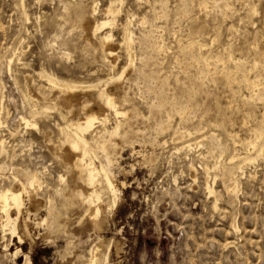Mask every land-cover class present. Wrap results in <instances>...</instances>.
Instances as JSON below:
<instances>
[{
  "label": "rangeland",
  "instance_id": "1",
  "mask_svg": "<svg viewBox=\"0 0 264 264\" xmlns=\"http://www.w3.org/2000/svg\"><path fill=\"white\" fill-rule=\"evenodd\" d=\"M66 1L0 0V111L2 108L3 113L0 140L5 141L4 153L0 149V166L3 167L0 188L11 185L14 176L26 178L38 171L42 184L37 198L47 203L45 206L36 204L37 210L28 214L29 236L24 243H19L4 230V217L0 212V264H23V254H28L32 264H72L74 261V264H86L94 247L99 249V261L106 258L108 264H264V138L256 146L248 143L254 139L264 112V58L261 55V49H264V0ZM77 3L84 6L90 24L101 19L100 16L104 18V11L111 8L116 21L112 25V45L119 42L121 27L126 25L135 39L136 57L128 74L131 75L125 80L126 90H121L120 107L133 110L126 118L118 119L122 121L118 133L122 136L117 135L115 141L108 139V132L116 121L108 108H103V114L109 119L107 130L95 125L92 135H96L87 136L98 158L95 164L98 165L96 161L103 164L111 161L108 169L118 189L117 204L113 206L112 198L103 195L99 202V217L88 223L79 222L86 208L81 206L76 195L77 183L71 168L50 154L49 144L45 141V135L52 131L47 138L52 140L51 143L55 142L52 146L60 145L64 133L57 128H64L71 117L63 108L50 105L61 100V93L52 97L53 91L36 76L45 71L65 81L96 83L119 71L126 62V54L123 48L116 50L115 69L110 71V62L104 58L97 37L92 31L85 32L72 16L67 15V10ZM95 3L98 13L92 15ZM108 30L106 28L103 33ZM248 80L255 81L256 88H249ZM37 84L39 88L35 89ZM39 90L43 97L38 98L40 101L29 97V91L36 93ZM82 98L100 104L89 91L82 94ZM74 112L73 118L85 114L78 107ZM22 116L37 120L42 135L24 127L20 121ZM153 121H157L156 125ZM186 129L189 136H186ZM242 139L248 143L247 147ZM105 141H109V148L102 150L100 145ZM189 143L193 145L191 149L186 148ZM114 145L119 146L115 148ZM231 156L237 159L231 160ZM247 157L248 164L242 161ZM191 165L193 170H190ZM58 175L66 178L65 184ZM207 184L211 185L214 194L208 193ZM227 192L229 194H225ZM28 206L26 198L25 207ZM26 216L23 212V217ZM44 218L47 223L41 224L40 219ZM17 248H21V253L14 257Z\"/></svg>",
  "mask_w": 264,
  "mask_h": 264
},
{
  "label": "bare ground",
  "instance_id": "2",
  "mask_svg": "<svg viewBox=\"0 0 264 264\" xmlns=\"http://www.w3.org/2000/svg\"><path fill=\"white\" fill-rule=\"evenodd\" d=\"M20 1V0H19ZM64 1V0H63ZM66 1V0H65ZM79 1V0H78ZM111 1V0H110ZM113 1V0H112ZM117 1V0H116ZM115 1V2H116ZM121 1V0H120ZM123 1V0H122ZM121 1V2H122ZM193 1H195V0H193ZM201 1V0H200ZM199 1V2H200ZM213 1V0H212ZM229 1V0H228ZM235 1V0H234ZM60 2V1H59ZM67 2V1H66ZM66 2H64V3H66ZM77 2V1H76ZM109 2V1H108ZM114 2V3H115ZM120 2V3H121ZM197 2V1H196ZM224 2V1H223ZM247 2V1H246ZM253 2V1H252ZM22 4H23V2H21ZM25 3V2H24ZM62 3V2H61ZM74 4H75V2H73ZM113 3V2H112ZM215 3V2H214ZM243 3V2H242ZM241 3V4H242ZM245 3V2H244ZM257 3V2H256ZM73 4V5H74ZM110 4V3H109ZM198 4V3H197ZM215 4H217V2L215 3ZM215 4H213V5H215ZM65 5V4H64ZM93 5V4H92ZM105 5V4H104ZM118 5H119V3H118ZM207 5V4H206ZM223 5V4H222ZM226 5V4H225ZM247 5V4H246ZM62 6V5H61ZM71 6V5H70ZM69 6V7H70ZM199 6V5H198ZM229 6V5H228ZM230 6H231V3H230ZM251 6V5H250ZM252 6H254L253 5V3H252ZM23 7V6H22ZM65 7V6H64ZM63 7V8H64ZM104 7V6H103ZM120 7H122L121 5H120ZM182 7V6H181ZM186 7V6H185ZM200 7V6H199ZM206 6H204V8H205ZM221 7H223V6H221ZM226 7H227V5H226ZM240 7V6H239ZM67 8V7H66ZM106 8H107V5H106ZM224 8H225V6H224ZM231 7H229L228 9H230ZM23 9V8H22ZM97 4L95 3V5H94V7H93V9H92V12H91V14L92 15H94L96 12H97ZM213 9V8H212ZM100 10H103V9H100ZM105 10V9H104ZM116 10V9H115ZM201 10V9H200ZM210 10V9H209ZM225 10H227V9H225ZM250 10V9H249ZM257 10V9H256ZM61 11H63L62 9H61ZM120 11H121V9H120ZM118 12V11H117ZM122 12V11H121ZM257 12V11H256ZM59 13V12H58ZM98 13V12H97ZM224 13V12H223ZM231 13V12H230ZM23 14H25L24 12H23ZM104 14H105V16H104V18H102L103 16H100L101 17V19H97L96 21H95V23L94 24H90V22H89V17L86 15V13H85V11H84V6L83 5H80V4H76V5H74V6H72L71 8H69L68 10H67V15L68 16H72L74 19H75V22L77 21V23L81 26V28L85 31V32H88V31H92L93 32V35H95V37H97V40H98V42H99V45H100V48H101V50H102V52L104 53V55H105V59L107 60V62L109 61L110 62V65H111V69H110V71H114V69H115V61H116V50L118 49L119 50V48H123V50L125 51L124 53L126 54V56H124V57H126V62H125V64L120 68V70L119 71H115V72H113L112 74H110L109 76H108V78L107 77H105L106 79H98V81L96 82V83H90V84H85L84 82H76V81H65V79L64 80H62V79H59L58 77H56L54 74H51V73H47V72H45V71H42L41 73H39V75H37L36 77H40V79H42L44 82H45V84H47L48 85V87L53 91V93H52V97H53V95L55 94V93H61V100L59 101V102H52V100H50V102H52V103H50V105L52 104L54 107H60V108H63V110H65L66 111V114H68V116L69 117H71L70 118V121H69V123L68 124H66V125H64V128L63 127H58L57 128V130H60L62 133H64L63 135H64V138L63 139H60V145H55V146H52V144H54V143H51V141L52 140H50V139H48L47 138V136H49L51 133H52V131H50V133H48L47 135H45V141L49 144V146H47V148L49 147V152H51L50 154L52 155V156H54V158L55 159H57L58 161H59V163L61 162V163H63V162H65L66 164H68L69 165V167L71 168V170H72V176H73V178H74V180H76V183H77V186H76V195H77V197H78V200H80V202H81V206H84L86 209L84 210V212L83 213H81V215H80V218H79V222L81 223V222H83V221H87V223L88 222H90V221H96L97 220V218L99 217V214H100V206H99V202H100V200H101V198H102V196L103 195H106V197L108 196V197H110V198H112V205L113 206H115L116 204H117V202H118V189L116 188V180H115V178H114V176L112 175V173L110 172V170L108 169V167H109V163L111 162V161H109V160H107V162H105V164H103V162H101V161H96V162H98V165H96L95 164V159L97 160L98 158H97V155H96V153H95V149H94V146H90L89 145V142H88V135L90 134V136H95V135H92L93 133H94V131H95V129H96V127L97 126H95V125H98V126H102V128H104L105 130H107V124H108V122H109V119L107 118V116H105L104 114H103V108H108L109 109V111L110 112H112L111 114H113V119H116V121H115V123L113 124V126H112V128H111V130H109V132L108 133H110V138H108L109 140H116L117 138H116V136L117 135H119L120 134V128H121V122L120 121H118V119L119 118H126L127 116H129L130 115V111L132 110H130V111H128V110H126L125 108L124 109H122L120 106H121V90H126L125 89V80L127 79L128 80V78H127V76H130V75H128L129 73H130V71L133 69V66H134V62H135V59H136V57H135V51H134V41H135V39L133 40V33L129 30V28L126 26V25H124L123 27H121V34H122V37L121 38H119V39H117V40H119V42H117V43H115V44H113L112 45V42H114V41H112V25L116 22L115 21V19H114V12H113V10L111 9V8H107L105 11H104ZM116 14V13H115ZM122 14V13H121ZM166 14V13H165ZM27 15V14H26ZM66 15V14H65ZM66 15V16H67ZM91 15V16H92ZM117 15H119L120 16V14H117ZM131 14H129V16H130ZM229 15V14H228ZM228 15H226V16H228ZM58 16H60V15H58ZM57 16V17H58ZM67 16V17H68ZM125 16V15H124ZM128 16V15H127ZM132 16V15H131ZM130 16V17H131ZM165 16V15H164ZM187 16V15H186ZM206 16V15H205ZM255 16V15H254ZM93 17V16H92ZM133 17V16H132ZM131 17V18H132ZM26 18V17H25ZM62 18V17H61ZM125 18V17H124ZM126 18H128V17H126ZM27 19V18H26ZM66 19V18H65ZM73 19V20H74ZM95 19V18H94ZM59 20H61V19H59ZM72 20V19H71ZM129 20V19H128ZM123 21H124V19H123ZM145 21V20H144ZM64 22H65V20H64ZM67 22V21H66ZM65 22V23H66ZM69 22V21H68ZM72 22H74V21H72ZM122 22V21H121ZM120 22V23H121ZM76 23V24H77ZM123 23H125V22H123ZM128 23V22H127ZM51 24V23H50ZM59 24V23H58ZM64 24V23H63ZM74 24V23H73ZM77 24V25H78ZM118 25H120L119 23H117ZM116 24V26H118ZM60 25H61V23H60ZM67 25V24H66ZM78 25V26H79ZM49 26H53V25H49ZM57 26V25H56ZM77 26V27H78ZM121 26H122V24H121ZM247 26V25H246ZM74 27V26H73ZM115 27V26H114ZM157 27V26H156ZM106 28H109L110 29V31L108 30L107 32H104L103 33V30H105ZM150 28V27H149ZM232 27H230V29H231ZM154 29V28H153ZM75 30V29H74ZM227 30V29H226ZM229 30V29H228ZM232 30H233V28H232ZM67 31H68V29H67ZM79 31V30H78ZM155 31V30H154ZM217 31V30H216ZM118 32V31H117ZM67 34H68V32H66ZM71 33V32H70ZM103 33V34H102ZM119 33V32H118ZM119 33V34H120ZM151 33V32H150ZM49 34V33H48ZM86 34V33H85ZM88 34V33H87ZM92 34V33H91ZM140 34V33H139ZM152 35L153 34H155V33H151ZM191 34V33H190ZM50 35H52V34H50ZM93 35H92V37H93ZM66 36V35H65ZM87 37H88V35H86ZM161 37V36H160ZM53 38V37H52ZM55 38V37H54ZM85 38V37H84ZM136 38V37H135ZM147 38V37H146ZM149 38V37H148ZM159 38V37H158ZM162 38V37H161ZM70 39H72V37L70 38ZM79 39V38H78ZM121 39V40H120ZM160 39V38H159ZM82 40V39H81ZM80 40V41H81ZM84 40V39H83ZM95 40V39H94ZM96 40V41H97ZM146 40V39H145ZM151 40H152V38H151ZM211 40V39H210ZM213 40V39H212ZM227 40V39H226ZM147 41V40H146ZM152 41H154L155 42V39H153ZM188 41V40H187ZM72 42H73V40H72ZM76 42V41H75ZM137 42V41H136ZM153 42V43H154ZM194 42V41H193ZM213 42H214V40H213ZM74 43V42H73ZM142 43V42H141ZM146 43V42H145ZM148 43V42H147ZM146 43V44H147ZM189 43V42H188ZM52 44V43H51ZM53 44H54V42H53ZM64 44V43H63ZM88 44H90L89 42H88ZM143 44V43H142ZM149 44V43H148ZM147 44V45H148ZM156 44V43H155ZM155 44H154V46H152V47H155ZM181 44V43H180ZM200 44V43H199ZM203 44V43H202ZM146 45V46H147ZM153 45V44H152ZM161 45H162V43H161ZM55 46V45H54ZM81 46V45H80ZM138 46V45H137ZM159 46V45H158ZM194 46V45H193ZM244 46V45H243ZM44 47H45V45H44ZM151 47V46H150ZM149 47V48H150ZM219 47V46H218ZM226 47V46H225ZM224 47V48H225ZM146 48V47H145ZM159 47H157V48H155V49H158ZM161 48V47H160ZM191 48V47H190ZM223 48V47H222ZM261 48V47H260ZM69 49V48H68ZM152 49V48H151ZM201 49V48H200ZM228 49V48H227ZM20 50V49H19ZM70 50V49H69ZM75 50V49H74ZM77 50V49H76ZM148 50V49H147ZM153 50H154V48H153ZM160 50V49H159ZM191 50H192V48H191ZM223 50V49H222ZM229 50V49H228ZM252 50H253V48H252ZM261 50H263V51H261ZM260 51H261V55L263 56V58H264V49H261ZM121 51V50H120ZM162 51V50H161ZM238 51V50H237ZM256 51V50H255ZM74 52V51H73ZM154 52H155V50H154ZM196 52H198V51H196ZM195 52V53H196ZM253 53H255L254 51H252ZM83 53V52H82ZM139 53V52H138ZM159 53H161L160 51H159ZM163 53V52H162ZM189 53V52H188ZM194 53V52H193ZM192 53V54H193ZM61 54H64V53H61ZM149 54H151V50H150V53ZM157 54H158V51H157ZM186 54H187V52H186ZM251 54V53H250ZM145 55V54H144ZM144 55H142V56H144ZM153 55H156V53L155 54H153ZM163 55V54H162ZM190 55V54H189ZM219 55H221V54H219ZM253 55H255V54H253ZM19 56V55H18ZM59 56H61V55H59ZM58 56V57H59ZM67 56H69V55H67L66 54V58H68ZM141 56V57H142ZM192 56V55H191ZM232 56V55H231ZM241 56V55H240ZM257 56H259V55H257ZM55 57V56H54ZM57 57V56H56ZM56 57H55V59H56ZM61 57H63V56H61ZM120 57V56H119ZM145 57H147V56H145ZM159 57V56H158ZM197 56H195V58H196ZM252 57V56H251ZM256 57V56H255ZM11 58H12V55H11ZM151 58V57H150ZM190 58V57H189ZM202 58V57H201ZM258 58V57H257ZM260 58H261V56H260ZM13 59V58H12ZM46 59V58H45ZM51 59V58H50ZM125 59V58H124ZM140 59V58H139ZM191 59V58H190ZM219 59V58H218ZM262 59V58H261ZM9 60H11V59H9ZM60 60V59H59ZM148 60V59H147ZM153 60H154V56H153ZM215 60V59H214ZM226 60V59H225ZM264 60V59H263ZM140 61H141V59H140ZM157 61V60H156ZM198 61V60H197ZM196 61V62H197ZM217 61V60H216ZM240 61V60H239ZM243 61V60H242ZM255 61V60H254ZM257 61V60H256ZM16 62V61H15ZM67 62V61H66ZM105 62V61H104ZM145 62H147V61H145ZM152 62V61H151ZM163 62V61H162ZM162 62H161V64H162ZM188 62V61H187ZM189 62H191V60L189 61ZM195 62V61H194ZM195 62V63H196ZM213 62V61H212ZM222 62V61H221ZM243 62H245V61H243ZM252 62V61H251ZM10 63V62H9ZM62 63V62H61ZM60 63V64H61ZM155 63V62H154ZM153 63V64H154ZM180 63V62H179ZM201 63V62H200ZM207 63V62H206ZM214 63V62H213ZM241 63V62H240ZM55 64V63H54ZM59 64V63H58ZM148 64V63H147ZM199 64V63H198ZM239 64V63H238ZM258 64V63H257ZM27 65V64H26ZM26 65H24L23 64V66H26ZM40 65V64H39ZM45 65V64H44ZM56 65V64H55ZM144 65V64H143ZM149 65H150V63H149ZM157 65V64H156ZM200 65V64H199ZM202 65H204V63H202ZM222 65V64H221ZM242 65V64H241ZM251 65H253V64H251ZM263 65H264V63H263ZM7 66H9V65H7ZM57 66V65H56ZM145 66H148V65H146L145 64ZM154 66H155V64H154ZM158 66H160L161 67V65H158ZM206 66V65H205ZM237 66V65H236ZM260 66H262L261 64H260ZM64 67V66H63ZM150 67H152V66H150ZM149 67V68H150ZM156 67V66H155ZM253 67V66H252ZM21 68V67H20ZM44 68V67H43ZM142 68V67H141ZM143 68H144V66H143ZM147 68V67H146ZM180 68H183V67H180ZM208 68V67H207ZM211 68V67H210ZM213 68V67H212ZM22 69V68H21ZM234 69H235V67H234ZM241 69H242V67H241ZM16 70V69H15ZM66 70V69H65ZM99 70V69H98ZM202 70V69H201ZM249 70V69H248ZM254 70V69H253ZM258 70V69H257ZM24 71V70H23ZM22 71V72H23ZM64 71V70H63ZM108 71V70H107ZM136 71V70H135ZM236 71V70H235ZM8 72V71H7ZM151 72V71H150ZM157 72V71H156ZM160 72H161V70H160ZM199 72V71H198ZM204 72V71H203ZM24 73H25V71H24ZM99 73V72H98ZM158 73V72H157ZM210 73V72H209ZM246 73H247V71H246ZM101 74V73H100ZM138 74V73H137ZM146 74V73H145ZM152 74H154V73H152ZM194 74V73H193ZM200 74V73H199ZM220 74V72L218 73V75ZM228 74L230 75V73L228 72ZM232 74V73H231ZM261 74V73H260ZM24 75H26V74H24ZM31 75V74H30ZM108 75V74H107ZM133 75V74H132ZM135 75V74H134ZM167 75V74H166ZM254 75V74H253ZM258 75V74H257ZM88 76V75H87ZM96 76V75H95ZM143 76V75H142ZM147 76H148V74H147ZM146 76V77H147ZM150 76V75H149ZM248 76V75H247ZM23 77V76H22ZM21 77V78H22ZM25 77V76H24ZM27 77L28 78H30L29 76H28V74H27ZM90 77V76H89ZM132 77V76H131ZM13 78V77H12ZM33 78V77H32ZM145 78V77H144ZM205 78V77H204ZM210 78V77H209ZM245 78V77H244ZM35 79V78H34ZM135 79V78H134ZM149 79V78H148ZM162 79V78H161ZM176 79V78H175ZM214 79V78H213ZM33 80V79H32ZM85 80V79H84ZM165 80V79H164ZM220 80V79H219ZM224 80V79H223ZM250 80V79H249ZM248 80V87L249 88H256V84H255V81H249ZM36 81H38V80H36ZM152 81V80H151ZM154 81H156V80H154ZM203 81V80H202ZM247 80H245V82H246ZM24 82V81H23ZM35 82V81H34ZM166 82V81H165ZM264 82V81H263ZM14 83V82H13ZM29 83V82H28ZM37 83V82H36ZM161 83H162V81H161ZM177 83V82H176ZM225 83V82H224ZM259 83V82H258ZM20 84V83H19ZM30 84V83H29ZM34 84V83H33ZM39 84L41 85L42 83H40V81H39ZM156 85V84H155ZM264 85V84H263ZM37 86H38V84H37ZM162 86V85H161ZM163 86H164V84H163ZM42 87V86H41ZM45 87V86H44ZM47 87V86H46ZM167 87V86H166ZM183 87V86H182ZM226 87V86H225ZM248 87L247 88H245V89H247L248 90ZM258 87H261V85H259L258 84ZM257 87V88H258ZM264 87V86H263ZM39 88V86L37 87V88H35V89H38ZM153 88V87H152ZM160 88V87H159ZM17 89V88H16ZM19 89V88H18ZM24 89V88H23ZM45 89V88H44ZM47 89V88H46ZM200 89H202V88H200ZM200 89H198V90H200ZM25 90V89H24ZM42 90H43V88H42ZM160 91H161V88L159 89ZM159 90H157V91H159ZM47 91H49L48 89H47ZM86 91H89V92H91V93H93L94 94V97H95V99L96 100H98L99 101V103L100 104H94V103H92L90 100L89 101H87V100H84L83 98H82V94H84ZM139 91V90H138ZM167 91V90H166ZM257 91V90H256ZM259 91V90H258ZM51 92V91H50ZM251 92H253V91H251ZM20 93V92H19ZM59 93V94H60ZM158 93V92H157ZM168 93V92H167ZM254 93H255V91H254ZM258 93V92H257ZM257 93H255V94H257ZM153 94V93H152ZM162 94V93H161ZM160 94V95H161ZM200 94V93H199ZM201 94H203V93H201ZM251 94V93H250ZM253 95V96H256V95ZM258 94H262V93H258ZM28 95V94H27ZM155 95H156V93H155ZM159 95V94H158ZM157 95V96H158ZM191 95V94H190ZM207 95V94H206ZM20 96H21V94H20ZM23 96V95H22ZM21 96V97H22ZM44 97H45V95H43ZM259 96V95H258ZM29 97H33L34 99L35 98H37V100H39L40 98L39 97H42V94H41V92H40V90L38 91V92H36V93H32V92H30L29 91ZM166 97V96H165ZM165 97L163 96V100L165 99ZM252 97V96H251ZM25 98V97H24ZM39 98V99H38ZM43 98V97H42ZM41 98V99H42ZM124 98V97H123ZM202 98V97H201ZM203 98H205L204 96H203ZM0 99H2V98H0ZM28 99V98H27ZM50 99V98H49ZM52 99V98H51ZM170 99H172L171 97H170ZM184 99V98H183ZM251 99V98H250ZM259 99V98H258ZM43 100V99H42ZM46 100V99H45ZM123 100V99H122ZM163 100H161L162 102H164ZM166 100V99H165ZM185 100V99H184ZM244 100V99H243ZM248 100V99H247ZM25 101V100H24ZM40 101V100H39ZM133 101V100H132ZM154 101V100H153ZM157 101V100H156ZM160 101V100H159ZM160 101V102H161ZM171 101V100H170ZM169 101V102H170ZM245 101V100H244ZM42 102V101H41ZM46 102V101H45ZM97 102V101H96ZM129 102V101H128ZM161 102V103H162ZM171 102H173V101H171ZM25 103V102H24ZM130 103V102H129ZM140 103V102H139ZM2 104V103H1ZM38 104V103H37ZM132 104V103H131ZM152 104V103H151ZM159 104V103H158ZM157 104V105H158ZM3 105V104H2ZM43 105V104H42ZM46 105V104H45ZM51 105V106H52ZM133 105H134V103H133ZM166 105V104H165ZM164 105V106H165ZM172 105V104H171ZM170 105V106H171ZM177 105V104H176ZM183 105V104H182ZM28 106V105H27ZM37 106V105H36ZM150 108H151V106L150 105H148ZM155 106V105H154ZM153 106V107H154ZM161 106V105H160ZM163 106V107H164ZM1 107V106H0ZM29 107V106H28ZM39 107V106H38ZM79 108L81 111H84L85 112V114H83L82 116H80V117H77V118H73V116H74V114H75V112H74V108L76 109V108ZM133 107V106H132ZM135 107V106H134ZM163 107H161V108H163ZM32 108V107H31ZM31 108H29V109H31ZM155 108V107H154ZM154 108H153V110H154ZM170 108H172V107H170ZM41 109H42V107H41ZM55 110H56V108H54ZM130 109V108H129ZM137 108H135V110H136ZM158 109L160 110V108L158 107ZM158 109H157V111H158ZM179 109V108H178ZM188 109V108H187ZM40 110V109H39ZM168 110V109H167ZM263 110V109H262ZM43 112H44V110H42ZM49 111H51V110H49ZM133 111V110H132ZM152 111V110H151ZM155 111V110H154ZM171 110H169V112H170ZM25 112H27V111H25ZM61 112V111H60ZM108 112V111H107ZM135 112V111H134ZM133 112V113H134ZM165 112V111H164ZM167 113V114H171V113ZM175 112V111H174ZM179 112V110L177 111V112H175V113H178ZM181 112V111H180ZM183 112H185V110L183 111ZM152 113H154V112H152ZM173 113V112H172ZM185 113H187V112H185ZM2 108H1V111H0V128H2L3 127V121H2ZM62 114V113H61ZM64 114V113H63ZM137 113H135V115H136ZM140 114V113H139ZM25 115H27V113L25 114ZM35 115V114H34ZM138 115V114H137ZM36 116V115H35ZM39 116V115H38ZM64 116H66L65 114H64ZM68 116H67V118H68ZM111 116V115H110ZM132 116H134V114L132 115ZM153 116H154V114H153ZM156 116H157V114H156ZM178 116V115H177ZM184 116H185V114H184ZM29 117V116H28ZM32 117H34V116H32ZM31 117V118H32ZM40 117V116H39ZM62 117V116H61ZM167 118H168V116H166ZM179 117V116H178ZM148 118V117H147ZM154 118V117H153ZM152 118V119H153ZM173 118V117H172ZM172 118H170L171 120H172ZM39 119V118H38ZM41 119V118H40ZM132 119V118H131ZM134 119V118H133ZM137 119V118H136ZM143 119V118H142ZM151 119V120H152ZM120 120V119H119ZM122 120V119H121ZM141 120V119H140ZM169 119H167V121H168ZM20 121H21V124H23L24 125V127H30V129L31 130H35V131H37V133L38 134H40L41 133V135H42V132L40 131V129H39V127H38V124H37V120H34V119H30L29 120V118L27 119L26 117H21L20 118ZM167 121H165V122H167ZM185 121V120H184ZM68 122V121H67ZM114 122V121H113ZM146 122V129H147V121H145ZM145 122H144V124H145ZM152 122V121H151ZM154 123H155V121H153ZM50 123H52V122H50ZM112 123V122H111ZM110 123V124H111ZM156 123H157V121H156ZM156 123H155V125H156ZM257 123V122H256ZM56 123H54V125H55ZM109 124V125H110ZM125 124V123H124ZM126 124H128V122L126 123ZM134 124H135V122H134ZM141 124H142V121H141ZM166 124V123H165ZM169 124V123H168ZM167 124V125H168ZM51 125H53V124H51ZM108 125V126H109ZM129 125V124H128ZM133 125V124H132ZM137 125H138V123H137ZM143 125V124H142ZM155 125L152 127L153 129H154V127H155ZM126 126V125H125ZM130 126V125H129ZM162 126V125H161ZM258 126H259V128L257 127V129H255L256 130V132H255V137H253L254 139L251 141L250 140V142H248L249 144H250V146L252 145V146H256V144H257V142L259 141V140H263V138H264V112L261 114V116H260V121H259V124H258ZM150 127V126H149ZM163 128H164V126H162ZM132 128V127H131ZM131 128H130V130H131ZM162 128V129H163ZM98 129V128H97ZM109 129V128H108ZM126 129H127V127H126ZM138 129V128H137ZM162 129H160V130H162ZM165 129V128H164ZM163 129V131H166V130H164ZM192 129H194V127L192 128ZM199 129V128H198ZM45 130V129H44ZM43 130V131H44ZM56 130V131H57ZM100 130V129H99ZM122 130V129H121ZM134 130V129H133ZM139 130V129H138ZM145 130V129H144ZM156 130V129H155ZM185 130V129H184ZM187 130V129H186ZM196 130V129H195ZM250 130V129H249ZM252 130V129H251ZM254 130V131H255ZM102 131V130H101ZM100 131V132H101ZM135 131V130H134ZM134 131H131V132H133L134 133ZM153 131V130H152ZM183 131V130H182ZM107 132V131H106ZM128 132V131H127ZM160 132V131H159ZM193 132V131H192ZM199 132H201V131H199ZM203 132V131H202ZM13 132H11L10 131V135H13L12 134ZM36 133V132H35ZM56 133V132H55ZM60 133V132H59ZM99 133V132H98ZM103 133V132H102ZM119 133V134H118ZM123 133H124V131H123ZM129 133V132H128ZM142 133V132H141ZM161 133V132H160ZM174 133V132H173ZM176 133V132H175ZM182 133V132H181ZM195 133V132H194ZM209 133V132H208ZM31 134V133H30ZM46 134V133H45ZM54 134V133H53ZM105 134H107V133H105ZM122 134V133H121ZM125 134H126V130H125ZM131 134V133H130ZM189 134V131L187 130V134H186V136H189L188 135ZM200 134V133H199ZM251 134H252V132H251ZM250 134V135H251ZM128 135V134H127ZM132 135V134H131ZM134 135H137L136 133L134 134ZM181 135V134H180ZM209 135V134H208ZM207 135V136H208ZM210 135H212L213 136V134H210ZM254 135H252V136H254ZM36 136V135H35ZM58 136V135H57ZM119 136H122V135H119ZM177 137H181V136H178V135H176ZM182 136H184V135H182ZM206 136V135H205ZM63 137V136H62ZM203 137H204V135H203ZM211 137V136H210ZM41 138V137H40ZM52 138V137H51ZM56 138V137H55ZM54 138V139H55ZM91 138V137H90ZM89 138V139H90ZM133 138V137H132ZM173 138H174V136H173ZM172 138V139H173ZM202 138V137H201ZM200 138V139H201ZM250 138V137H249ZM92 139H93V137H92ZM185 139V138H184ZM200 139H197V140H200ZM251 139V138H250ZM102 140H103V138H102ZM101 139H100V141H102ZM121 140V139H120ZM177 140V139H176ZM175 140V141H176ZM179 140V139H178ZM182 140V139H181ZM230 140H232V139H230ZM234 140V139H233ZM232 140V141H233ZM243 140V139H242ZM248 140V139H247ZM44 141V142H45ZM113 141V142H114ZM180 141V140H179ZM238 141V140H237ZM58 142V141H57ZM92 142V141H91ZM96 142V141H95ZM194 142H196V141H194ZM239 142V141H238ZM4 143H5V141L4 140H0V149H1V151L4 153ZM102 143V142H101ZM192 143V142H191ZM204 143V142H203ZM218 143V142H217ZM243 143H244V140H243ZM248 143H244V145L246 144V147H247V144ZM94 144H96V143H94ZM100 144V143H99ZM187 144V143H186ZM202 144V143H201ZM234 144V143H233ZM264 144V143H263ZM109 141H105V142H103L101 145H100V147H102V150L103 149H107V148H109ZM185 145V144H184ZM183 145V146H184ZM209 145V144H208ZM241 145V144H240ZM7 146V145H6ZM96 146V145H95ZM115 146V145H114ZM119 146V145H118ZM118 146H115V148H117ZM193 146V145H192ZM192 146H191V144L189 143L187 146H186V148L187 149H191L192 148ZM196 146V145H195ZM212 146V145H211ZM235 146H236V143H235ZM243 146V145H242ZM249 146V145H248ZM43 147V146H42ZM198 147V146H197ZM214 147V146H213ZM112 148H113V146H112ZM111 148V149H112ZM183 148V147H182ZM234 148V150H235V147H233ZM262 148V147H261ZM9 149V148H8ZM209 149H210V147H209ZM218 149V148H217ZM224 149H225V147H224ZM247 149V148H246ZM259 149V148H258ZM257 149V150H258ZM48 150V149H47ZM99 150V149H98ZM14 150H12V152H13ZM106 151V150H105ZM211 151V150H210ZM216 151V150H215ZM236 151V150H235ZM99 152H100V150H99ZM213 151H211V153H212ZM101 153H103V151L101 152ZM109 153V152H108ZM219 153V152H218ZM232 153H234V152H232ZM261 153H262V149L260 150V153L258 154V156H260L261 155ZM10 154V153H9ZM249 154V153H248ZM256 154H257V152H256ZM15 155V154H14ZM10 156V155H9ZM106 156V155H105ZM242 156V155H241ZM246 156V155H245ZM245 156H243V157H245ZM251 156V155H250ZM219 157V156H218ZM232 157V156H231ZM238 157V156H237ZM240 157V156H239ZM13 158V157H12ZM30 158V157H29ZM234 158H236L235 156H233L232 158H231V160H233ZM255 158H257V157H255ZM254 158V159H255ZM9 159H10V157H9ZM106 159V158H105ZM237 159V158H236ZM249 158L247 157V158H243V160L242 161H246V160H248ZM252 159V158H251ZM230 160V161H231ZM255 160H257V159H255ZM254 160V161H255ZM57 161V162H58ZM248 161H250V160H248ZM9 162V161H8ZM233 162V161H232ZM247 162V161H246ZM107 163V164H106ZM229 163V162H228ZM55 164H57V163H55ZM217 164V163H216ZM215 164V165H216ZM247 164H248V162H247ZM4 165V164H3ZM65 165V164H64ZM214 165V166H215ZM12 166V165H11ZM66 166V165H65ZM222 166V165H221ZM237 166H239V165H237ZM236 166V167H237ZM9 167V166H8ZM13 167V166H12ZM217 167V166H216ZM225 167H227V166H225ZM10 168V167H9ZM62 168V167H61ZM206 168V167H205ZM238 168H240V167H238ZM14 169V168H13ZM18 169V168H17ZM23 169V168H22ZM223 169H224V167H223ZM223 169H222V171H223ZM227 169H230V168H227ZM0 170H2L3 171V167L2 166H0ZM15 170V169H14ZM27 170V169H26ZM37 170V169H36ZM44 171L46 170V169H43ZM67 170H69V169H67ZM66 170V171H67ZM190 170H193V165H191L190 166ZM204 170H206V169H204ZM236 170V169H235ZM1 171V172H2ZM18 171V170H17ZM40 171V170H39ZM228 171V170H227ZM242 171V170H241ZM22 172H24V171H22ZM27 172V171H26ZM25 172V173H26ZM30 172H31V170H30ZM38 172V171H37ZM37 172H32L28 177H26L25 178V176L23 175V176H21V177H18V176H20V175H18V176H14L13 177V183L11 184V185H8V186H5V187H1L0 188V212L3 214V217H4V221H3V228H4V230H7V231H9V234H10V236L12 237V238H16L17 239V241L19 242V243H24V239L25 238H27L28 236H29V232H28V221H29V215L28 214H30V213H32V211H34V210H37L36 208H37V206H36V204H39L40 206L42 205V204H44L43 206H45V204H47L46 202H44L43 200H41L40 199V197H39V199L37 198V192H39L40 190V188H41V184H42V182H41V179H40V177L38 176V173ZM225 172H226V170H225ZM238 172H239V170H238ZM45 173V172H44ZM68 173V172H67ZM71 173V172H70ZM227 173H229V172H227ZM226 173V174H227ZM231 173V172H230ZM236 173H237V171H236ZM21 174V173H20ZM222 174V173H221ZM221 174H219V175H221ZM68 175V174H67ZM71 175V174H70ZM237 175V174H236ZM235 175V176H236ZM41 176V175H40ZM49 176V175H48ZM223 176V175H222ZM229 176H232V175H229ZM234 176V175H233ZM224 177V176H223ZM222 177V178H223ZM227 177V176H226ZM225 177V178H226ZM58 178H59V180L60 181H62V183L64 182V180H66V178H64L62 175H58ZM72 178V177H71ZM228 178V177H227ZM226 178V179H227ZM230 179H232L231 177H229ZM236 179H237V177H236ZM12 180V179H11ZM207 180V179H206ZM214 180V179H213ZM227 183H228V181H226ZM233 182V181H232ZM62 183H61V185H62ZM75 183V184H76ZM207 183H208V181H207ZM212 183H213V181H212ZM231 183V182H230ZM63 184H65V183H63ZM208 184H210V183H208ZM207 184V186H205L206 187V190L208 191V193H213V189L211 188V185L209 186ZM225 184V183H224ZM234 184H236V183H234ZM233 184V185H234ZM71 185H73V184H71ZM206 185V184H205ZM238 185V184H237ZM236 185V186H237ZM56 186V185H55ZM230 186V185H229ZM236 186H234V187H236ZM68 187H69V185H68ZM225 187H226V185H225ZM233 187V186H232ZM64 189H66V188H64ZM64 189H61V190H64ZM230 189V188H229ZM232 189V188H231ZM230 189V190H231ZM237 189V188H236ZM39 190V191H38ZM225 190V189H224ZM230 190H228V191H230ZM53 191V190H52ZM233 191V190H232ZM236 191V190H235ZM60 192V191H59ZM64 192V191H63ZM225 192V191H224ZM41 193V192H40ZM49 193V192H48ZM58 192L56 191V194H57ZM75 192H73V194H74ZM235 193H237V192H235ZM47 194V193H46ZM65 194V193H64ZM214 194V193H213ZM225 194H229L228 192L227 193H225ZM231 194V193H230ZM55 195V194H54ZM66 195V194H65ZM69 195V194H68ZM212 195V194H211ZM234 195V194H233ZM58 196H59V194H58ZM228 196V195H227ZM63 197V196H62ZM70 197V196H69ZM73 197V196H72ZM107 197V198H108ZM232 197V196H231ZM235 197V196H234ZM26 198H27V200H28V202H29V206L26 208L25 207V202H26ZM71 198V197H70ZM76 198V197H75ZM43 199V198H42ZM64 199V198H63ZM52 201H54V200H52ZM55 202V201H54ZM56 202H58L57 200H56ZM48 203L50 204V199L48 200ZM64 203V202H63ZM79 203V202H78ZM55 204V203H54ZM59 204H60V202H59ZM216 204V203H215ZM79 205V204H78ZM52 206H53V204H52ZM63 206V205H62ZM69 206V205H68ZM76 206V205H75ZM215 206V205H214ZM61 207V206H60ZM41 208V207H40ZM46 208V207H45ZM73 208V207H72ZM69 209V208H68ZM81 209V208H80ZM46 210V209H45ZM73 210V209H72ZM77 211V210H76ZM79 211V210H78ZM23 212H26V214H27V216L24 218L23 217ZM36 212V211H35ZM46 212H47V210H46ZM62 212V211H61ZM60 212V213H61ZM62 213H64V212H62ZM70 213H72V212H70ZM25 215V214H24ZM51 216V215H50ZM57 216V215H56ZM50 220V219H49ZM40 221H41V224H45V223H47V219L46 218H44V219H40ZM76 221H78V220H76ZM55 222V221H54ZM53 223V222H52ZM57 223V222H56ZM48 229H49V227H48ZM56 229H57V227H56ZM235 230H237V228H236V226H235V228H234ZM234 229H232V230H234ZM61 230V229H60ZM66 230V229H65ZM69 232V231H68ZM70 232H72V231H70ZM66 234H67V232H65ZM98 251H99V249L97 248V247H94V248H92L91 250H90V257H89V259L86 261V264H108V262H107V260H106V258L105 259H100V261H99V259H98ZM21 253V248H17L16 250H15V252H14V254H13V256L14 257H18V255ZM23 253V252H22ZM23 257H24V262H23V264H32V262H31V260H30V257L28 256V254H23ZM75 263V261L72 263V264H74Z\"/></svg>",
  "mask_w": 264,
  "mask_h": 264
}]
</instances>
